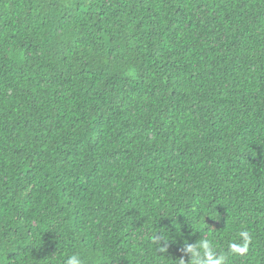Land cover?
<instances>
[{"label": "trees", "instance_id": "trees-1", "mask_svg": "<svg viewBox=\"0 0 264 264\" xmlns=\"http://www.w3.org/2000/svg\"><path fill=\"white\" fill-rule=\"evenodd\" d=\"M202 236L264 264V0H0V264Z\"/></svg>", "mask_w": 264, "mask_h": 264}, {"label": "clouds", "instance_id": "clouds-1", "mask_svg": "<svg viewBox=\"0 0 264 264\" xmlns=\"http://www.w3.org/2000/svg\"><path fill=\"white\" fill-rule=\"evenodd\" d=\"M164 233L165 229H162L159 233L157 232L154 236V242L159 251L165 253L170 241L169 237ZM180 251L188 259H178L176 264H221L222 258L215 253L211 242L206 236H202L195 244L185 243ZM66 264H83V262L79 256L73 255L67 259Z\"/></svg>", "mask_w": 264, "mask_h": 264}]
</instances>
